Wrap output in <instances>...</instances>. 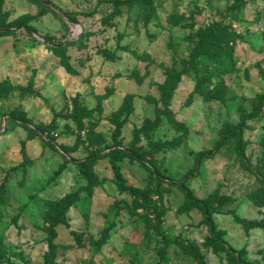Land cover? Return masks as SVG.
I'll use <instances>...</instances> for the list:
<instances>
[{
  "label": "rangeland",
  "instance_id": "obj_1",
  "mask_svg": "<svg viewBox=\"0 0 264 264\" xmlns=\"http://www.w3.org/2000/svg\"><path fill=\"white\" fill-rule=\"evenodd\" d=\"M51 1L0 0V264H264V0Z\"/></svg>",
  "mask_w": 264,
  "mask_h": 264
},
{
  "label": "trees",
  "instance_id": "obj_2",
  "mask_svg": "<svg viewBox=\"0 0 264 264\" xmlns=\"http://www.w3.org/2000/svg\"><path fill=\"white\" fill-rule=\"evenodd\" d=\"M45 6L47 7V9L54 15V16H58L61 18H65L68 19L71 22H77V13L74 12H69L66 10H61L59 9L51 0H43ZM234 2H236V4H241L242 0H234ZM137 3H141L144 6L148 5V0H114L113 4L114 7L119 10L121 9V7H130L134 4ZM21 27H23L25 29V31L31 35L33 34H37V30L34 26L29 25V24H23ZM15 33V29H13L11 26H5V25H0V37L1 36H7V35H11ZM45 42H50V39L48 37H44ZM53 44V43H50ZM79 113L83 114L85 112V109L83 107H79L78 108ZM158 119L156 118V120H154L152 122L153 125H156ZM122 127L121 123H117L116 128H115V133H118L120 131ZM238 142V144L240 146H242V137H241V133L238 130H234L231 133V136H234ZM230 136V135H227ZM151 146L153 148H158L159 146H161V144L159 142L157 143H151ZM213 153V151H209L207 153H203L200 154L199 157H204V156H209ZM120 154L121 151L118 148H113L111 149L108 153L107 156L109 157V162L111 165V168L113 170L114 173V178L116 180L117 186L119 187L120 190L122 191H130L132 193H137V191L133 188L128 187L127 185H125L124 183V178L122 177V174L120 172L119 169V165H118V161L120 159ZM134 158H136L139 162H142L143 159L133 153ZM93 158V156H90L88 159ZM73 162L77 163L80 166V169L82 171H85L86 169V161L83 162H78L76 159H73ZM154 171L156 173L157 176L159 177H163L165 178L159 171L157 168L154 167ZM172 184L176 185L183 193L184 195V201L182 206L180 207V211L181 212H185L188 211L190 209H198L199 211H201V213L204 216V220L205 222L208 224L209 226V230L213 236V238L217 241L220 242L221 239V232L217 229L216 227V223L213 220V214H223L224 211L222 209V206L226 203H230L232 202V198L230 196H226V195H214L211 197H208L206 199H202V198H198L194 195L193 191L185 184L184 180H178V181H170ZM66 200H70V196H66L65 197ZM66 203L65 201L62 202L61 205V209L60 212H63L64 209L66 208ZM235 220L241 224H244L245 221L242 220L241 218L235 217ZM157 233L160 235V242L162 244V246L164 248H167L173 241L167 236L165 235V233H163L160 230V220H157Z\"/></svg>",
  "mask_w": 264,
  "mask_h": 264
}]
</instances>
